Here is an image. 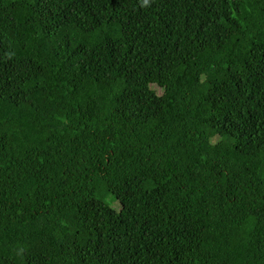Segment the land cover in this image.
I'll return each instance as SVG.
<instances>
[{
    "label": "trees",
    "instance_id": "trees-1",
    "mask_svg": "<svg viewBox=\"0 0 264 264\" xmlns=\"http://www.w3.org/2000/svg\"><path fill=\"white\" fill-rule=\"evenodd\" d=\"M0 264H264V0H0Z\"/></svg>",
    "mask_w": 264,
    "mask_h": 264
},
{
    "label": "rangeland",
    "instance_id": "rangeland-1",
    "mask_svg": "<svg viewBox=\"0 0 264 264\" xmlns=\"http://www.w3.org/2000/svg\"><path fill=\"white\" fill-rule=\"evenodd\" d=\"M105 201H106V203L109 205V206H111V207H113V208H117V206H118V202H116L115 200H114V198L113 197H111V196H107L106 198H105Z\"/></svg>",
    "mask_w": 264,
    "mask_h": 264
}]
</instances>
